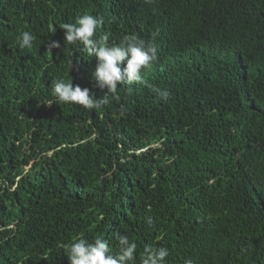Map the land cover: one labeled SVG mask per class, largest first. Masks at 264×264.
I'll use <instances>...</instances> for the list:
<instances>
[{
	"label": "trees",
	"instance_id": "trees-1",
	"mask_svg": "<svg viewBox=\"0 0 264 264\" xmlns=\"http://www.w3.org/2000/svg\"><path fill=\"white\" fill-rule=\"evenodd\" d=\"M85 13L110 43L155 37L142 75L167 101L133 83L99 110L40 102L57 78L103 96L95 57L63 43ZM117 233L136 264L146 245L167 264H264V0H0V264H69L77 237L115 252Z\"/></svg>",
	"mask_w": 264,
	"mask_h": 264
},
{
	"label": "clouds",
	"instance_id": "clouds-1",
	"mask_svg": "<svg viewBox=\"0 0 264 264\" xmlns=\"http://www.w3.org/2000/svg\"><path fill=\"white\" fill-rule=\"evenodd\" d=\"M155 0H145V3H154ZM104 24L103 17L91 14H81L75 18L74 23H64L60 28L64 30L63 43L77 45L89 58L95 57L96 64L93 72L95 87L104 91L101 98H94L90 88L74 86L71 78H57L51 81V94L54 101L43 104L80 106L87 110H99L117 98L118 84L132 85L143 84L151 88L154 97L160 101H167L170 93L150 84L143 78L142 73L150 71L158 62L155 37L148 40L142 39L138 34H127L118 43H110L109 36L104 34L97 38L98 30ZM37 37L31 31H21L15 38L16 47L21 50H32ZM57 41H49L46 51L51 54L53 49L60 48ZM106 90V91H105ZM149 226L154 224L153 218L148 217ZM118 250L113 252L107 240L96 236L89 241L77 237L73 242L65 244L64 254L69 264H136L135 241L127 235L119 234ZM170 252L167 247L154 248L146 245L140 257L139 264H167ZM185 264H192L186 260Z\"/></svg>",
	"mask_w": 264,
	"mask_h": 264
}]
</instances>
